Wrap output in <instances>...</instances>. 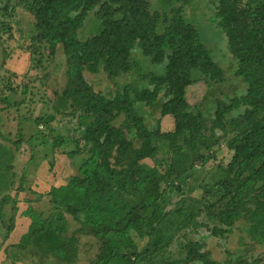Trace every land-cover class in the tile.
Returning <instances> with one entry per match:
<instances>
[{
  "label": "trees",
  "instance_id": "1",
  "mask_svg": "<svg viewBox=\"0 0 264 264\" xmlns=\"http://www.w3.org/2000/svg\"><path fill=\"white\" fill-rule=\"evenodd\" d=\"M14 1L10 16L16 6L33 15L31 44L26 48L36 56L38 67L42 56L48 63L41 84L51 87L54 97L53 114L36 119L51 135L39 130L30 137L31 157L19 174L15 166L23 135L19 127L16 141L0 134L5 263L31 258L35 264H187L189 259L201 260L197 250L203 245L180 243L185 251L179 258L170 246L177 237L203 228L206 223L198 221L202 215L207 223L216 222L212 235L236 234L239 242L251 241L244 245L245 255L264 246V147L247 158L240 149L248 137L264 130L260 71L264 64L259 65L249 51L250 42L240 29L241 21L248 24L264 55V23L259 24L256 16L264 0H212L217 27L234 60L225 68L216 62L197 26L185 18L188 7L198 0ZM87 24V37L82 38L81 29ZM6 34L10 22L2 20L0 39ZM36 45L48 47L47 54L42 55L40 49L45 48ZM137 50L155 70L146 74L141 69L133 58ZM3 66L2 59L0 110L20 107L29 83L16 85L1 73ZM52 70L61 71V76L49 85ZM100 72L116 87L113 91H97L87 80L85 73ZM133 74L137 75L133 82H120ZM198 82L205 84L204 93L190 104L187 90ZM138 104L148 121L138 113ZM63 115L87 122L81 143L50 127ZM166 116L173 122L171 140L158 138L160 118ZM222 140L233 142L228 156L204 169L217 159ZM63 145L74 146L63 152L76 173L63 185L37 193L30 186L28 165L36 170ZM168 172L173 181L165 179ZM20 192L48 199L52 212L45 217V212L28 207L23 214L30 219L27 231L18 243L7 244L15 217L5 224L2 213L13 202L11 194L16 199ZM93 201L100 202L103 214L98 233L86 209ZM17 212L16 207L13 214ZM135 223L121 238L120 233ZM160 239L165 245L156 249Z\"/></svg>",
  "mask_w": 264,
  "mask_h": 264
},
{
  "label": "rangeland",
  "instance_id": "2",
  "mask_svg": "<svg viewBox=\"0 0 264 264\" xmlns=\"http://www.w3.org/2000/svg\"><path fill=\"white\" fill-rule=\"evenodd\" d=\"M211 2L212 0H198L196 5H191L188 7V9L186 10L185 18L187 21L192 22L197 26L204 43H206L207 46L212 50V56L214 57L216 62H218L222 67L225 68L227 64L234 60L231 57V54L225 48L226 39L223 33L217 27L216 17L214 16V5ZM14 3V0H0V21L6 20L7 22H10V34L2 35L0 39V62L2 61V59L4 61V66L1 69V73L4 75H9L10 80L13 81L16 85H21L25 82H28L29 87L27 90L26 102L24 104H22L20 107H10L5 110H0V134L8 136L9 141H16L18 138L17 127H19L20 133L23 135L24 143L19 146L20 160L17 161L15 166L16 171L19 174L21 168H24L25 163L27 164L29 158L31 157V150L27 144L29 143L28 141L30 140V137L37 134L39 130H41L43 134L48 135L49 137L51 135L47 126H44L40 123L38 124L36 119L41 116L53 114L50 103L54 95L51 91V87L45 88L41 84L42 74L44 71L43 69L47 67L46 65L48 63L44 61L45 59H43L42 56L43 63L40 67H38L36 56L32 55L30 50L26 48L31 44L30 30L34 25L33 15L30 12L26 11L24 8L16 6L14 14L10 16L8 12L10 11L11 7L15 5ZM256 16L258 23L263 24L264 7L256 13ZM88 27L89 25L87 24L81 29L82 38L87 37ZM160 28L161 26L159 27V29ZM240 29L245 33L250 42L249 51L259 62V65L263 66L264 55L257 38L254 37L253 32L246 22L241 21ZM36 47L40 48L41 46L36 45ZM44 48L45 50L43 51H41L40 49V53L42 55L47 54L46 52L48 47ZM42 52H44V54ZM58 58V60L63 64L65 60H63L62 56L59 55ZM133 58L138 61L141 69L146 74L150 73V71L155 70V67L151 66V64L147 61V58L143 57L140 51H134ZM52 71L53 74L48 79V83H50L49 85H52V81L61 76V71H58V73L54 70ZM156 71L160 72V68H156ZM260 71L264 72V70L262 69ZM85 74L87 80L97 91H113L116 88L104 77L105 74L103 72H100L97 75H91L88 73ZM129 78H121L120 82H133L137 78V75L133 74L132 79ZM204 90L205 84L203 82H198L190 85L186 93L188 102L190 104L198 102L201 99ZM74 98L78 102H83V100L78 96H74ZM1 107H3V105H0V108ZM136 107L138 113L144 114V118H146L148 121L149 117L147 116L146 111L143 109V105L138 104ZM158 118L159 117L157 115V119ZM86 123L87 122L82 121L80 124L77 121V118H71L70 116L63 115L57 116L56 121L50 124V127L56 130L57 135H62L64 137L73 136V138L77 137V139H80L79 137L83 133V128ZM153 124L154 123H152V125ZM159 125L160 135L158 138L162 140H171L173 122L170 116L163 117L162 119L160 118ZM227 141L228 140H222V146H220V152L217 154V159L214 161H210L204 169H210L212 166L222 162L228 156L230 145L233 142L231 141V143H228ZM81 142L82 139H80V143ZM245 143L246 144L240 146V149L243 151L244 156L247 158L255 149L264 147V130L248 137ZM36 146H38V144H36ZM73 147V145H70L69 148L66 145H63L60 150H55L53 152L52 157H49L41 162V165H39L36 170H34L31 165H28V167L26 166L29 169L28 174L31 175L30 177L32 185L30 186H32L33 188L35 186L37 193L43 194L52 186L63 185L66 181H68L71 175L76 173V169L74 168L71 160L63 152L64 149L69 150ZM52 160L54 161L53 165L51 164ZM164 177L167 180L169 179L173 181L172 174L170 172L165 173ZM199 178L201 179V176H199ZM23 196L24 198L29 200H33L36 198L35 195L29 192L23 194L21 198ZM21 198L19 199L22 200ZM45 200L46 199L43 198L41 202H33L31 203V205L33 204L35 208L44 211L46 217L49 213L52 212V210H50L48 204L45 205V202H43ZM86 207L87 211H89L90 213V225L98 233L99 231H101L100 224L103 220L101 204L98 201H93L87 203ZM20 209H23L24 211V208ZM10 213H2V221H4L5 224H8L7 222L9 221V218H11ZM198 221L205 222L206 225L203 228H199L197 230L189 232L185 238L177 237L172 241L170 249L175 254V258L184 256L183 253L185 251V248L182 249L180 243H182L183 245H188L192 242H197L203 245L201 249L197 250V253H199L202 258L199 261L189 259L187 264H208L209 261L215 264H249V262L252 261L251 259L256 258L257 255L261 256V259L256 258V262L254 261L250 264H264V246H262L258 250L250 252V254H248L247 256L245 255L243 248L245 247V244L251 241L246 240L239 242V235L236 234L214 236L211 234V232L214 225H216V222L210 224L207 223L204 215L198 218ZM136 223L126 228L124 232L120 233V237L124 238L130 229L136 227ZM25 226L26 223H24V218H21L15 229L14 236L13 233H11V239H14L13 237L16 236L19 237L20 234L25 231ZM0 229V235H2V233L4 235V228L0 226ZM143 242L144 241H141L140 244L143 245ZM163 245H165V240L161 241L160 239V242L155 245V248L160 249ZM240 256H243L244 258L240 259ZM23 264H34V261L30 258L28 260H25Z\"/></svg>",
  "mask_w": 264,
  "mask_h": 264
},
{
  "label": "crops",
  "instance_id": "3",
  "mask_svg": "<svg viewBox=\"0 0 264 264\" xmlns=\"http://www.w3.org/2000/svg\"><path fill=\"white\" fill-rule=\"evenodd\" d=\"M26 192H20L19 194H18V198H16V199H14V195H15V193H12L11 194V199H13V202H10V204L9 205H6L5 207H4V212L5 213H10V215H11V218L14 216L15 217V225H14V228H13V230L11 231V233H13V236H14V232H15V229H16V227H17V225H18V223H19V221H20V219L21 218H24V223H26V226H25V231L24 232H22L21 234H20V236L19 237H13L14 239H11L12 238V235H11V233L9 234V237H8V239L6 240V242H8L9 244H16V243H18L19 241H20V238H21V236L27 231V228H28V225H29V223H30V219L28 218V217H26V216H24L23 214H24V212L26 211V209L28 208V207H31L33 210H35L36 212H40V211H42V210H40V209H38V208H35L34 206H33V204L31 205V203H33V202H41L42 200H43V198L42 199H38V197H37V195H36V198L35 199H33V200H29V199H26V198H24V196L21 198V196L23 195V194H25ZM32 194V193H31ZM33 195H35V194H33ZM19 198H21L22 200H20ZM46 199V198H45ZM16 202H17V204H16ZM43 202H45V205H47V203H48V199H46L45 201H43ZM30 203V204H29ZM17 207V209H18V212L16 213V216L13 214V209L14 208H16ZM20 208H24V211H23V209H20ZM42 212H44V211H42ZM10 219V218H9ZM8 223V222H7ZM11 235V236H10ZM4 239V236H3V233H2V235H0V264H7V263H5V260H7L6 258V254H5V245L3 244V240ZM5 242V243H6ZM7 243V244H8ZM1 245H2V247H1ZM34 261V264H35V260H33ZM12 262V261H11ZM25 262V260H22V261H18V262H15L14 264H23Z\"/></svg>",
  "mask_w": 264,
  "mask_h": 264
}]
</instances>
